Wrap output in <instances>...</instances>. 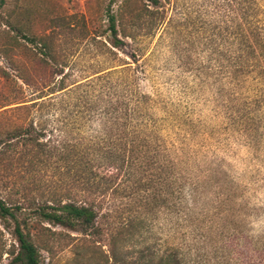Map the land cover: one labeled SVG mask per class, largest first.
<instances>
[{"label": "rangeland", "instance_id": "obj_1", "mask_svg": "<svg viewBox=\"0 0 264 264\" xmlns=\"http://www.w3.org/2000/svg\"><path fill=\"white\" fill-rule=\"evenodd\" d=\"M162 1L167 15L157 26L140 19L155 8L147 0H0V134L10 139L4 163L13 168V199L81 194L74 160H91L99 172L119 141L109 135L113 122L126 132L119 150L138 155L118 190L104 195L98 180L88 194L102 206L101 235L41 221L33 239L43 264H113L108 236L129 220L141 226L136 240L150 253L190 245L191 264H264V0ZM109 14L124 24L117 46ZM99 75L106 77L73 88ZM109 97L129 101L132 117L109 118ZM29 124L36 143L11 139ZM143 150L148 167L140 166ZM175 178L190 203L197 198L190 218H176L157 199L158 190L169 199Z\"/></svg>", "mask_w": 264, "mask_h": 264}, {"label": "trees", "instance_id": "obj_2", "mask_svg": "<svg viewBox=\"0 0 264 264\" xmlns=\"http://www.w3.org/2000/svg\"><path fill=\"white\" fill-rule=\"evenodd\" d=\"M155 8L153 10L146 9L143 17L144 22L151 20V25H162L167 15V8L162 0H147ZM109 31L113 40V45H118V24L123 22L115 14H109ZM131 68V66H129ZM61 72L60 74H62ZM66 75L63 76V78ZM106 76L99 75L93 79H89L83 83H74V89H80L82 87L93 86L96 82L104 80ZM63 83V80H62ZM69 87L63 86L60 91L71 90ZM125 105V114L123 118L121 110ZM129 101L125 99L114 100L113 97H109L106 106V114L109 118L113 116L112 120H124L131 118L132 110H129ZM120 122H113L109 128V135L116 136L119 141L113 142L111 148H109L106 160L107 162L99 163V172H92L94 166L91 165V160L86 159V163L82 161L74 160V185L81 187V194L75 192L74 197L71 194H65L57 198L50 197L44 201L31 200L28 197L13 199V195L10 192L11 189V172L13 168L9 169L8 164L4 163L7 155L8 148L10 147V139H6L8 135L0 134V222L3 225V229L0 228V264L5 256H12V260L9 264H43L41 259L40 248L34 241V235L38 234L41 228V221L52 223L54 225H60L64 228L73 230L74 232H81L85 235L95 236L101 235L100 227L97 224L99 218V212L102 206L95 200H90L88 197L93 193V184L98 181L96 188L100 189L105 195L110 187L114 190H118L117 180L120 177H131L133 171L138 164H136V152L133 158H127L126 152H121L119 148H123V141L126 139V132L120 129ZM107 128V126H106ZM35 128L32 124L26 126V128H20L14 133H9L11 139H27L29 142L36 143L37 137H34L33 132ZM5 136V137H4ZM38 136V135H37ZM39 143V142H37ZM40 145V144H37ZM85 150V149H83ZM87 150V149H86ZM61 160L65 163L68 160V149H60ZM76 151V152H75ZM81 151V147L74 144V157L75 154ZM142 157L139 156L143 163L140 164L142 167H148L151 162L148 151H142ZM90 158V154H87ZM138 160V159H137ZM67 165L69 164L66 163ZM82 168L88 169L93 173V177L89 174H82ZM101 169V170H100ZM97 184V183H96ZM171 192L169 193V199H163L161 195L162 191L158 190V197L163 204L169 203V210L175 211L176 218L184 219L190 218L187 214H192L193 210L197 209V198L193 195L192 203L188 196L184 192V187L175 178L173 185L171 186ZM194 192V190H193ZM192 192V193H193ZM161 204V205H163ZM182 210H185V214ZM30 211V212H29ZM191 211V212H190ZM22 212H29L28 218H20L19 214ZM187 213V214H186ZM136 220H129L126 226L120 228L116 233L110 234L108 237L109 254L105 256L107 262L110 260L113 264H191L189 257L185 255L184 251L192 250L190 245L182 248L179 245L167 246L162 250H158L155 253H150L151 248H142V243L137 241L141 226L135 224ZM179 226L175 225V233L178 232ZM3 230L10 231V234L14 238V243L8 246ZM96 233V234H95ZM187 241V240H185ZM132 243V246L129 243ZM188 242V241H187ZM128 243V244H127ZM259 242L252 240V244L255 246L254 253L260 252ZM143 249V250H142ZM123 251H125L123 253ZM230 259L228 260V262Z\"/></svg>", "mask_w": 264, "mask_h": 264}]
</instances>
